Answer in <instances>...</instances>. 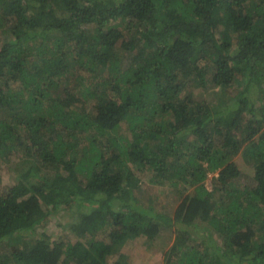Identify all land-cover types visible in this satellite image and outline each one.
Instances as JSON below:
<instances>
[{"label":"trees","instance_id":"16d2710c","mask_svg":"<svg viewBox=\"0 0 264 264\" xmlns=\"http://www.w3.org/2000/svg\"><path fill=\"white\" fill-rule=\"evenodd\" d=\"M1 164L0 264H264V0H0Z\"/></svg>","mask_w":264,"mask_h":264},{"label":"rangeland","instance_id":"374dc122","mask_svg":"<svg viewBox=\"0 0 264 264\" xmlns=\"http://www.w3.org/2000/svg\"><path fill=\"white\" fill-rule=\"evenodd\" d=\"M222 34H220L219 38H221ZM125 56V57H124ZM124 57V67L127 68L130 64H131V60L134 59L136 60L135 55L132 54H123ZM102 73V69H96L95 73L92 74H86L83 72H79L77 74V82L75 83L74 81L72 82V87L71 89L74 91L76 89H74V86L78 85L79 86V90H81L82 88H86L89 85H97L99 84L98 82H102L104 81V79H100V77H98L99 75H101ZM82 85L80 86L81 81ZM98 87H102V85L98 86ZM222 97V96H221ZM202 99L206 98V94L204 93L203 96L201 97ZM209 97H207L208 99ZM124 129L121 128L119 129V132L121 133ZM124 141H127V133L125 132L124 134ZM123 141V142H124ZM124 144H120V146H123ZM15 156V160L13 161V158ZM18 160H23L21 158L18 157V155H13L10 159V161L8 162L9 165L15 166ZM21 165V167L23 168L24 163L23 164H18ZM7 165L5 164H1L0 165V190L8 185H13L14 181L12 178L15 177V173L12 174V172H10V170H8V168L6 167ZM240 171L241 174L246 178L247 183L250 187L255 186L256 183L252 181V178L254 179V174L253 171L251 169V166H249L248 164L245 163H241L240 164ZM211 177L212 175L208 176V179L204 182L205 186L207 187L208 190L211 191L212 187H211ZM143 179V183L145 184V186L149 185L152 186L151 188V195L152 198H156L157 201L161 204H167V202L169 201V205H173L171 202L174 200L170 195H164L166 189L163 187H159L157 184H149L148 182H153V179H149L148 177H142ZM175 206V205H174ZM68 220V218H65V221ZM52 223H49L48 221H45L43 223V225L40 227L39 232L40 233H45L47 234L51 240L57 239L59 235H61L63 232H66L67 229L65 228L63 222H61L59 219L56 220V218L52 219ZM107 234V230L103 231ZM68 239L69 241L74 242L76 239L75 237H72L71 233ZM102 236H100L101 238ZM159 240H156L155 242L153 241H148L142 238H137L135 240H130L127 241L126 244L124 245V249L122 250L123 254L125 255V257H127V259H125L128 263L130 264H163V255H164V251L165 249H162L160 247V243ZM167 247V245L165 246V248Z\"/></svg>","mask_w":264,"mask_h":264},{"label":"crops","instance_id":"0c3cea01","mask_svg":"<svg viewBox=\"0 0 264 264\" xmlns=\"http://www.w3.org/2000/svg\"><path fill=\"white\" fill-rule=\"evenodd\" d=\"M133 240H135V239H132V241H133ZM128 241H129V240H128ZM125 244H126V243H125ZM125 244H124V245H125ZM124 245H123V247L120 248L119 253H120L125 259H127V257H125V255H124L123 252H122V250L124 249ZM129 264H130V263H129Z\"/></svg>","mask_w":264,"mask_h":264}]
</instances>
